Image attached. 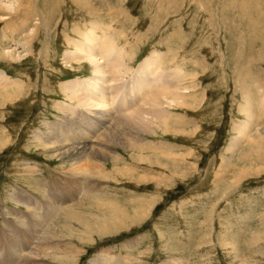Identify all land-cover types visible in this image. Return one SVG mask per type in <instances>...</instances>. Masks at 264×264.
<instances>
[{
  "label": "rangeland",
  "instance_id": "rangeland-1",
  "mask_svg": "<svg viewBox=\"0 0 264 264\" xmlns=\"http://www.w3.org/2000/svg\"><path fill=\"white\" fill-rule=\"evenodd\" d=\"M93 23L102 25L98 38L107 32L113 60L128 63L119 83L103 87L108 93L117 88L119 101L134 99L124 112L143 104L176 69L188 95L171 109L170 130L162 126L148 138L153 148L117 166L134 173L104 181L107 199L129 214L138 209L135 202L152 201L142 220L102 236L78 224H58L74 239L57 264H92L104 249L115 260L108 264H118L119 255L129 264H264V0H0V75L12 82L0 95V230L5 218L18 221L35 201L15 197L17 190L39 196V180H61L71 171L69 158L58 157L51 140L43 143L47 135H61L64 119L74 124V141L88 134L81 121L88 112L67 95L94 88L89 78L96 75L83 56L67 61L64 54L85 51ZM155 56L162 61L156 77L150 76L153 68L138 72ZM109 63L105 59V71ZM110 102L113 112L117 105ZM250 113L255 126L242 137L238 125ZM254 137L258 143L251 145ZM44 188L52 203L66 202L64 191ZM39 206L38 215L46 212L45 203ZM85 212L94 228L93 211ZM9 227L3 231L16 230Z\"/></svg>",
  "mask_w": 264,
  "mask_h": 264
},
{
  "label": "bare ground",
  "instance_id": "bare-ground-1",
  "mask_svg": "<svg viewBox=\"0 0 264 264\" xmlns=\"http://www.w3.org/2000/svg\"><path fill=\"white\" fill-rule=\"evenodd\" d=\"M98 1L99 0H97V2ZM84 3L86 4L88 2ZM15 13L17 15V11ZM41 14H43L42 10ZM11 17L13 18V16ZM42 20H44V18ZM93 25L94 26L88 31L90 39H85V51H80L79 53L78 51H75L73 55L70 54V56L66 53L64 54L65 60L67 59V61L72 60V56L76 54L83 56L81 58L85 59L86 62L88 60V63L92 64L91 66H93V72L96 75V78L94 79L89 78V82H91V84L93 82L94 88L88 87L86 89H79L76 93L77 95L75 93H68L67 95L69 101H74L77 107L82 109L84 108L89 113L86 115L84 114V118L81 119V121L88 128V134L84 141H74V136L71 135L74 124H68L70 119H64L60 126L61 131L63 130L61 135L58 132L57 134L52 132L47 135L46 140H43L42 138L43 143H48V140L52 141L51 145L55 147V152L58 157L69 158L68 161L70 162L69 166L71 171H69V173H63L64 177H61V180H57L55 177L47 180H39L37 183L38 189L41 188V190L38 191L40 193H38L39 196L34 194L27 195V191H25V189L24 191H15V197L26 195L32 197L30 199L35 201L28 202L31 208L29 209V207H26V209L24 207L26 209V214L21 216L19 215L20 217H18V221H12L8 218L3 220V223L1 224L3 229L4 227H9V224L11 223L13 226L15 225L16 230H0V264H57L60 261L59 258L66 259V255H62V253L73 245L72 240L74 239L70 233L62 229V227L58 226V224H63L65 226L78 224L79 226H84V228L88 230L90 229L93 233H98L102 236V234L112 233L113 230L118 231L124 228L122 226H124L126 222H132L134 224L140 222L142 220L143 213L145 212L146 214V211L149 210V202L152 201H146L143 204L137 201L135 203H137L138 209H136L133 213L130 212L131 214H129L124 207L122 208L120 206V203H115L107 199V194H105L106 192L103 193L105 191L104 185L106 184L104 181H107L112 174L116 176H123L125 173H127L126 175L128 176L133 174V170L128 171L118 168V164H123L126 161V157H129V159L132 158L134 161L137 160L134 156L142 159L143 153H146V151L153 148V144L148 140V138H150L153 134H157L156 130L162 126L166 127L163 131L170 130L168 128V124L171 120V109L181 107L182 103L187 101L186 95H188V92L183 91L185 88H181L182 86L179 82V80L183 78V73L181 70L176 69L174 77L166 76L165 82L162 78L163 85L161 87H152L154 92L144 98V101L142 102L143 104H140L132 110L130 112L131 114L124 112V108H127L128 104H131L134 99L123 98L122 101H119L118 97H116L117 92H119L117 88H115V90L113 89L114 93L113 91L108 93L109 91L103 87L106 83L110 84L113 81L114 83H117L119 76L127 75L129 71L127 69L128 63L126 64L123 58H120L117 61L113 60L116 58V54L113 53L112 49L114 48L111 41L105 40L107 32L102 31L104 36L98 38L96 31L97 28H100L102 25H96L95 23H93ZM114 46L117 48L120 56L127 57L128 54L125 52L124 48H118L116 45ZM105 52H108V55H106ZM101 59H103V61H101ZM105 59L107 62H111L106 67V71L103 66ZM144 63L147 64H144L138 72L149 69L152 70L153 68V70L150 71V76L152 78L156 77L157 72L162 66L161 59L157 56L150 57V59ZM90 70H92V67ZM110 76L111 78L113 77V79H107ZM156 82L157 80L154 81V83ZM11 83L10 79L4 73L0 75V95H2V92L4 91L3 88L12 86ZM150 84L151 80L149 78L146 80V85L149 86ZM119 87L120 86H118V89ZM96 90H99L101 92V96H105L106 100H102L100 95L96 93ZM7 95L8 94H6V96ZM110 99L112 103L117 105L116 107H113V112L110 109V104L107 103ZM84 101H86V103H84ZM250 105L251 103L248 104V106ZM251 109H253V107H251ZM95 110H98L97 113ZM253 113L254 112H252V114ZM73 114L75 113L73 112ZM252 114H248L247 118L249 120L246 123L238 125V130L242 137H246L249 133L250 127L255 126V119ZM85 121L91 122L92 125L90 126L86 124ZM113 122H115L114 125H112ZM246 125L247 129L242 128V126L244 127ZM39 138L40 136H37L38 140ZM258 139L259 137H254L250 144H256ZM57 141H59L60 145L57 144ZM114 149H118L121 153L123 152L127 156L124 157V155L116 152ZM157 161L154 160L153 163L161 167ZM106 162H108L109 166L106 165ZM109 167L112 168L110 171H108ZM158 170L160 169L158 168ZM35 181L37 182V180ZM52 185L56 186L55 190L60 191L62 194L64 191L67 195L66 202H64L61 206L52 203L51 200L47 198L48 191L45 194L46 190L44 187L50 188ZM15 197H13L12 200H14V202H19L15 200ZM78 198L80 199L79 201L77 200ZM42 203L46 204V212L43 208L41 210L44 211V213H39L38 215V206ZM88 209L93 211V213L91 212L89 214L93 215V217L90 218H93V226L96 228H92V226L90 227L91 221L85 212V210L88 211ZM27 210L28 212H26ZM44 214H47L48 216V218H46L47 221H44ZM255 240L258 242L260 238L255 237ZM26 243H29L30 246H27ZM87 243H89V241ZM130 243L126 246H128V248H133L134 245H130ZM108 251L109 250L105 251L104 249V252L97 255V257L92 260V264H108L107 262L112 263V261H115L112 260ZM59 255L62 257L58 258ZM116 257L118 264H129L125 261L126 258L123 260L121 259L122 256L120 258V255ZM79 258H81V256H79ZM176 264L181 263L176 262Z\"/></svg>",
  "mask_w": 264,
  "mask_h": 264
}]
</instances>
